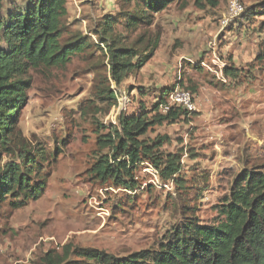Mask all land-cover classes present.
Instances as JSON below:
<instances>
[{"label": "rangeland", "instance_id": "374dc122", "mask_svg": "<svg viewBox=\"0 0 264 264\" xmlns=\"http://www.w3.org/2000/svg\"><path fill=\"white\" fill-rule=\"evenodd\" d=\"M228 2L211 8L172 0L165 11L146 16L140 0H67L60 45L85 47L64 67L29 69L23 76L26 100L11 142L0 147V170L32 158V182L44 180L45 188L19 209L11 198L0 202V264H40L47 252L62 254L66 246L115 257L156 250L182 223L211 224L237 176L264 169V5L242 0L240 17L223 27ZM14 4L23 7L27 0L4 3ZM133 19L134 28L128 26ZM154 39L150 61L115 88L108 44L145 55ZM229 68L233 75L220 73ZM175 87L194 95L196 111L140 139L163 138L159 153L180 156V185L163 187L149 161L131 170L133 189L99 180L94 166L111 156L101 139L118 125V115L143 109L151 119L160 91ZM107 91L117 93L114 106L99 99ZM121 93L128 111L117 110Z\"/></svg>", "mask_w": 264, "mask_h": 264}, {"label": "trees", "instance_id": "16d2710c", "mask_svg": "<svg viewBox=\"0 0 264 264\" xmlns=\"http://www.w3.org/2000/svg\"><path fill=\"white\" fill-rule=\"evenodd\" d=\"M13 2L19 0H12ZM209 7L218 6V0H199ZM264 5V0H259ZM0 0V39L5 49H0V147L8 146L14 136V125L26 100L29 83L23 76L29 69L61 68L71 57L84 50L83 42L62 47L61 20L67 15V0H27L25 6H5ZM172 0H140L145 15L159 14ZM151 17V16H149ZM150 19V18H149ZM137 20H130L135 27ZM114 23L107 24L113 30ZM158 39L148 41L147 53L140 55L132 49L118 48L109 43L106 49L109 76L115 88L134 71H140L153 57ZM145 51V52H146ZM144 52V53H145ZM234 69H224L225 76ZM181 86V83H179ZM169 88H163L158 102L152 109L158 110ZM186 90V89H184ZM189 91V90H187ZM116 92H104L99 99L114 106ZM149 112L140 109L137 115H120L117 126H110L101 139L100 147L110 148L111 156H103L94 166L101 181L112 179L114 184L133 189L131 170L143 161H149L162 181L173 180L180 185L176 175L181 169L180 156L163 155L159 148L164 139L156 137L153 143L140 138L148 130L163 123L179 121L180 111L170 110L167 115L158 113L148 118ZM23 167L14 162L0 170V202L14 200L13 209L37 200L43 193L45 181L32 182L34 160L26 157ZM129 179L128 183L125 179ZM216 219L202 225L192 219L168 233L156 250H143L124 257H115L90 248L70 251L64 247L62 254L47 252L40 264H264V169L244 171L234 180L229 194L215 207ZM74 256L76 259H71Z\"/></svg>", "mask_w": 264, "mask_h": 264}, {"label": "built area", "instance_id": "2783aa9c", "mask_svg": "<svg viewBox=\"0 0 264 264\" xmlns=\"http://www.w3.org/2000/svg\"><path fill=\"white\" fill-rule=\"evenodd\" d=\"M244 10L242 6V0H229L227 9L222 15L221 25L223 27L227 26L230 21H233L240 17ZM222 67H226V63L222 62ZM223 73V71H220ZM222 81L225 83V79L222 78ZM120 102L118 105V111H128V97L123 95L122 93L119 95ZM125 96V97H124ZM158 102V99L156 103ZM170 110H178L181 113L179 118L183 119L185 116L191 115L196 111V106L194 103V95L187 90L181 89L179 87H175L170 89L163 98V101L158 105V113L162 116L167 115ZM120 113L118 116L122 115ZM127 115V114H123ZM154 175H158V172L155 169H152ZM159 176V175H158ZM158 182V181H157ZM163 187L165 188H172L173 187V180L163 181Z\"/></svg>", "mask_w": 264, "mask_h": 264}]
</instances>
